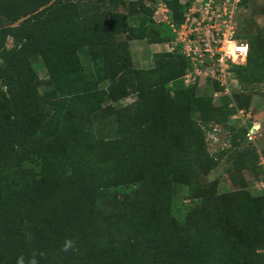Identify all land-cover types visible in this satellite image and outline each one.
Instances as JSON below:
<instances>
[{
	"label": "trees",
	"instance_id": "1",
	"mask_svg": "<svg viewBox=\"0 0 264 264\" xmlns=\"http://www.w3.org/2000/svg\"><path fill=\"white\" fill-rule=\"evenodd\" d=\"M155 2L0 0V264H264V188L243 201L199 182L223 157L252 155L249 127L231 125L251 99L216 105L211 82L199 96L179 53L135 66L133 41L176 37ZM245 23L241 84L261 80V35ZM210 125L231 133L216 155Z\"/></svg>",
	"mask_w": 264,
	"mask_h": 264
},
{
	"label": "built area",
	"instance_id": "2",
	"mask_svg": "<svg viewBox=\"0 0 264 264\" xmlns=\"http://www.w3.org/2000/svg\"><path fill=\"white\" fill-rule=\"evenodd\" d=\"M170 1L156 0L154 21L169 25L176 34L175 39L165 45L170 53H179L189 61L185 84L217 83L223 90L215 93L216 99L231 95V86L236 79L235 68L245 66L250 55L249 42L241 37L242 22L247 14L245 0H178L184 7L179 23L173 19ZM245 116L248 121L242 123H250V116L244 109L239 110L232 120ZM259 129L260 126L257 128L256 125L249 128L247 138L250 142Z\"/></svg>",
	"mask_w": 264,
	"mask_h": 264
},
{
	"label": "rangeland",
	"instance_id": "3",
	"mask_svg": "<svg viewBox=\"0 0 264 264\" xmlns=\"http://www.w3.org/2000/svg\"><path fill=\"white\" fill-rule=\"evenodd\" d=\"M251 10L245 15L246 23L244 24L245 32L256 33L261 35V53L258 57V69L260 72L261 80L254 83H242L240 80L235 79L232 83V91L241 92L244 95V100L251 99V105L246 110L250 116V123H242V121H248L247 117L232 120L231 125L234 127H241L246 124L249 128L253 126H260L258 133L252 142L247 140L248 144H251L253 153L250 157L244 159L240 163H236L231 159V154L223 157L220 164L212 171L201 176L199 182L206 186L215 189L217 187L227 189L235 193H244L240 195L241 200L248 198L249 191H258L264 188V165L262 151L264 150V0H251ZM12 41L9 42V47H12ZM132 56L134 57V63L137 68L150 69L153 68L154 57L158 53H170L167 46L163 44L151 45L146 41H133L131 43ZM39 74L42 79L46 77V72L41 65ZM212 91L206 88L205 84L199 86L198 95L203 96L205 94H211ZM133 100H124L116 107L131 105ZM246 102V101H244ZM216 105L220 104L219 98H214ZM198 119V116H194ZM109 122V119L102 118L97 125V131L101 134H106L108 129L105 125ZM215 127L210 125L203 129H209L207 131V141L209 143L208 148L212 155H216L224 147H227L228 138L231 133L228 129L222 128L218 130V136L215 135ZM227 149V148H225ZM230 156V157H229ZM233 158V157H232ZM217 183V184H215ZM189 204L188 202H185Z\"/></svg>",
	"mask_w": 264,
	"mask_h": 264
},
{
	"label": "crops",
	"instance_id": "4",
	"mask_svg": "<svg viewBox=\"0 0 264 264\" xmlns=\"http://www.w3.org/2000/svg\"><path fill=\"white\" fill-rule=\"evenodd\" d=\"M127 100H133V98H129V99H127Z\"/></svg>",
	"mask_w": 264,
	"mask_h": 264
},
{
	"label": "water",
	"instance_id": "5",
	"mask_svg": "<svg viewBox=\"0 0 264 264\" xmlns=\"http://www.w3.org/2000/svg\"><path fill=\"white\" fill-rule=\"evenodd\" d=\"M233 76H235V74H233Z\"/></svg>",
	"mask_w": 264,
	"mask_h": 264
}]
</instances>
